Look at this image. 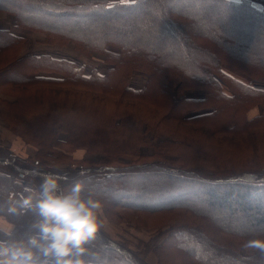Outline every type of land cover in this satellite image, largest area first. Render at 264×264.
Instances as JSON below:
<instances>
[{"label": "trees", "instance_id": "trees-1", "mask_svg": "<svg viewBox=\"0 0 264 264\" xmlns=\"http://www.w3.org/2000/svg\"><path fill=\"white\" fill-rule=\"evenodd\" d=\"M0 12L11 14L18 28L44 33L46 44L71 42L86 56L102 54L111 65L104 74L95 69L85 74L69 60L21 55L25 40L0 29V85L70 90L29 91L0 102L1 117L36 148L32 162L0 148V216L14 225L11 236L0 239L25 240L36 219L30 211L9 213V193L18 200L28 194L27 178L39 190L43 177L54 175L63 177L61 193L80 184L83 199L100 201L103 221L118 222L122 211L165 219L151 228L136 226L152 233L138 251L101 229L86 245L90 254L83 259L89 264H149L148 253L157 264H264V252L240 253L246 241L264 239V88L224 71L228 67L264 84V0H0ZM42 13L53 18L36 21ZM83 18L90 24L80 26ZM135 70L148 75L140 88L129 82ZM186 90L203 96L189 99ZM132 103L147 109L137 115L128 108ZM256 106L259 112L248 118ZM189 110L198 113L185 118ZM170 121L239 139L238 150L230 154L171 132ZM143 126L155 138L172 141L159 142L151 154L138 153L147 143ZM75 149L103 158L61 168L69 158L61 150ZM163 154H170L167 160ZM122 156L129 161H118ZM155 181L160 186L150 188ZM233 202L241 214L229 209Z\"/></svg>", "mask_w": 264, "mask_h": 264}, {"label": "rangeland", "instance_id": "rangeland-1", "mask_svg": "<svg viewBox=\"0 0 264 264\" xmlns=\"http://www.w3.org/2000/svg\"><path fill=\"white\" fill-rule=\"evenodd\" d=\"M26 2V1H24ZM257 5V4H256ZM51 9V8H50ZM163 10L162 12H164ZM52 12V9H51ZM4 14H8L9 16L0 15V29H7L11 33H15L14 35L20 38H23L24 46L21 48L20 54L21 55H27V54H47L50 55L53 58L56 59H65L74 62L77 66L84 67V73L89 74V72L92 69H95L100 74H104L108 69L111 68L110 64H107L105 62V57L100 53H93L91 56H86L82 54L81 52L77 51L75 49V46L73 43L69 42L65 45H55V44H46L44 43L45 34L42 32H33L27 29L18 28L14 25H12V22L15 19L14 17L6 12H0ZM34 13V12H32ZM36 14V13H34ZM41 15V14H40ZM42 19H35L36 21H50L53 16L51 14H43ZM14 19V20H13ZM47 19V20H46ZM78 24L80 26H87L90 24V19H80L78 20ZM16 24V23H15ZM21 31H19L18 29ZM14 31V32H13ZM262 40H264V36H262ZM2 60L0 59V66L2 65ZM224 71L228 73L233 78L242 81L243 83H247L252 87L257 88H264V84L260 83L258 81L248 80L247 77H244L243 75L239 74L235 70L224 67ZM42 75L46 76H56V73H43ZM147 74L143 73L141 71H133L131 73L129 82L130 85L133 88H140L142 87L146 80H147ZM29 91L37 92V93H50V95L53 94H60L65 95L68 94L67 91L62 87L57 86H50V85H33L31 87H14V86H5L4 84L0 85V102H9L13 101L15 98L14 96H20L23 94H26ZM72 93H75L76 91L72 90ZM80 95H87L83 92H76ZM184 94L189 99H200L203 96V92L200 90H186L184 91ZM102 98V96H100ZM106 102L109 104H113L114 100L105 98ZM133 106L128 107L131 112L140 115L141 111L143 109V106L136 105V103H132ZM125 107V106H124ZM0 109H5V107L0 104ZM212 108H208L206 110H202L203 112L210 110ZM201 112V111H199ZM259 112V106L254 107L252 110L248 112V118L252 117L254 114H257ZM195 113H198L197 111L189 110L184 113L185 118H189L190 115H193ZM8 121L6 119H3L0 115V148H2L5 152L10 153L17 159L21 161H35L36 158V148L30 144L25 143L22 138L17 135V133L14 132V130L10 127L12 124L8 125ZM167 128L171 132L180 131L184 134H187L189 136L195 137L196 139L206 142V144H211L214 146H222L224 147L230 154L233 152H236L235 150H238V145L240 140L235 139L231 136H224V135H217L214 133H210V129L206 126L201 127H195L192 125H185L180 122L170 121L166 124ZM14 127V126H12ZM142 138L147 141L146 144L138 146V153L141 154H151L153 151V148L159 144V142H167L170 143L172 139L170 137L166 136H159L155 138L152 135V132L146 131L145 127H142ZM65 136L63 134L60 135V139H64ZM62 153H65L69 156V158H66L65 161L61 164V168H77V165H80L81 162L86 163H96L100 159L103 158V156L97 152H87L84 149H75L73 151L67 152L64 150H61ZM131 152H135L132 150ZM127 153V152H126ZM130 153V152H129ZM173 153V152H172ZM168 155L163 159L167 160ZM72 160L74 164H72L70 161ZM127 162L129 161L128 158L125 156L119 157L118 161ZM153 160H155L153 158ZM38 167H42V165L39 163L37 164ZM156 181L152 184H148L150 188H158L160 185H156ZM158 186V187H157ZM24 188L26 189H32L35 191H38L37 187L35 186L32 179L27 178L24 185ZM199 191L195 189H191V193ZM170 196V195H167ZM187 196V195H186ZM190 196V195H188ZM172 197V196H171ZM171 197H167L164 202H168ZM229 209L231 211H235L236 215L241 214L242 210L241 207H239L238 204L235 202L228 205ZM123 214L119 216V221H109L104 220L105 227L103 228L104 231L115 241L120 243H125L128 245V247L132 251H138L142 248V243L146 242L150 235L152 233L147 232L143 229H139L136 226L140 225L142 227L151 228L154 226H158L161 223L165 221L164 218H162V215L159 217H145L141 215L140 213L132 212V211H122ZM235 215V214H234ZM236 226V225H234ZM150 233V234H149ZM240 253L244 256H250L254 253V250L248 249L245 250L243 247L240 249ZM149 264H157L158 260L157 257L153 253H148L146 255V258H144Z\"/></svg>", "mask_w": 264, "mask_h": 264}, {"label": "clouds", "instance_id": "clouds-1", "mask_svg": "<svg viewBox=\"0 0 264 264\" xmlns=\"http://www.w3.org/2000/svg\"><path fill=\"white\" fill-rule=\"evenodd\" d=\"M240 2V0H238ZM60 176L43 177L39 190L25 189L27 195L16 199L9 193L7 211L11 214L32 212L36 219L25 240L0 239V264H89L86 247L105 227L101 219L103 205L81 197L82 185L61 193ZM14 225L0 216V234L11 236ZM242 247L264 252V239L246 241Z\"/></svg>", "mask_w": 264, "mask_h": 264}, {"label": "crops", "instance_id": "crops-1", "mask_svg": "<svg viewBox=\"0 0 264 264\" xmlns=\"http://www.w3.org/2000/svg\"><path fill=\"white\" fill-rule=\"evenodd\" d=\"M0 15H5V16H9L8 14H4V13H0ZM14 20V19H13ZM12 25L16 26V24L14 23V21L12 22ZM17 27V26H16ZM18 29V28H17ZM19 31H21L20 29H18ZM14 32V31H13ZM13 34V33H12ZM15 34V33H14ZM13 34V35H14ZM17 36V35H16Z\"/></svg>", "mask_w": 264, "mask_h": 264}]
</instances>
